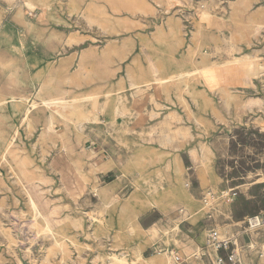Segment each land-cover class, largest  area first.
I'll return each instance as SVG.
<instances>
[{"label":"rangeland","instance_id":"374dc122","mask_svg":"<svg viewBox=\"0 0 264 264\" xmlns=\"http://www.w3.org/2000/svg\"><path fill=\"white\" fill-rule=\"evenodd\" d=\"M254 215L264 0H0V264L250 262Z\"/></svg>","mask_w":264,"mask_h":264},{"label":"built area","instance_id":"2783aa9c","mask_svg":"<svg viewBox=\"0 0 264 264\" xmlns=\"http://www.w3.org/2000/svg\"><path fill=\"white\" fill-rule=\"evenodd\" d=\"M238 191L236 189H228L222 192V196L227 200H233L237 197ZM214 194L208 192L203 196V203L208 206L214 201ZM264 226V219L260 215H254L247 219L246 229L251 232L259 231ZM253 242L246 245L244 242L238 241L236 236H232L226 233H221L215 229L211 230L207 237V245L217 252L214 258L211 255H207L209 258V264H264V248H262L253 261H248L247 249L253 246ZM176 261L184 264L185 261H181L180 257L176 256Z\"/></svg>","mask_w":264,"mask_h":264},{"label":"crops","instance_id":"0c3cea01","mask_svg":"<svg viewBox=\"0 0 264 264\" xmlns=\"http://www.w3.org/2000/svg\"><path fill=\"white\" fill-rule=\"evenodd\" d=\"M222 83H224V82H222ZM39 87H40V86H39ZM39 87H38V88H39ZM38 88H37V89H38ZM37 89H36V90H37ZM13 99H16V97H13ZM29 112H30V110H28L27 113L29 114ZM201 260H202V258H201ZM184 264H205V262H204V260H203V261H201V262H200V261H194V262L189 263L188 260H187V261H185Z\"/></svg>","mask_w":264,"mask_h":264},{"label":"bare ground","instance_id":"6f19581e","mask_svg":"<svg viewBox=\"0 0 264 264\" xmlns=\"http://www.w3.org/2000/svg\"><path fill=\"white\" fill-rule=\"evenodd\" d=\"M40 92H41V90H37L38 95H40ZM203 254H204V252H202V255ZM202 255H201V258H202Z\"/></svg>","mask_w":264,"mask_h":264}]
</instances>
